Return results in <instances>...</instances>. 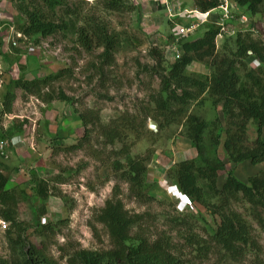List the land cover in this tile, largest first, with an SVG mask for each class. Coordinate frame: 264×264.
Segmentation results:
<instances>
[{"label":"rangeland","instance_id":"374dc122","mask_svg":"<svg viewBox=\"0 0 264 264\" xmlns=\"http://www.w3.org/2000/svg\"><path fill=\"white\" fill-rule=\"evenodd\" d=\"M102 1L64 0L62 7L49 9L44 0H10L13 7L37 9L47 21L65 23L66 29L45 37L23 36L19 26L25 19L15 9L8 51L0 54V166L7 178L6 189L12 190L15 200L14 225L0 218L6 226L0 230V261L5 264L20 261L17 236L28 243L25 249L30 246L43 249L57 264H65L67 256L75 250L110 249L107 232L96 216L105 201L119 199L129 214L143 215L142 221L131 229L130 237L159 239L185 264H264V233L240 196L230 202L229 211L244 221L256 247H245L233 258L210 240L219 222L218 216L188 203L176 190L173 180L166 176L173 163L194 156V150L184 138L183 120H179V125H162L159 129L155 122L154 131H150L147 124L152 120L148 117L146 126L139 127L141 112L153 109L151 99L158 93V75L164 73L147 56L148 49L155 46L162 51L161 68L164 69L180 54H173L172 60L165 55L168 43L162 41L172 25L156 0H123L129 9L119 12L104 10ZM170 1L183 9H192L191 0ZM65 8L73 14L65 15ZM82 18L103 24L114 39L110 65L102 62L101 48L85 50L77 43L76 32L83 25ZM247 18L255 32L252 36L264 43V11ZM175 22L185 21L175 19ZM202 31L199 29L190 38L199 37ZM226 38L225 33L216 36L217 51L225 43L227 49L232 48V41ZM22 56L24 63L19 64ZM256 67V61L249 60L244 69ZM60 70H64L63 74L51 79L37 96L23 94L14 86L19 78L39 80ZM185 74L205 80L209 69L203 63L193 62L186 67ZM6 93L13 96L7 107L3 103ZM60 95L67 100L56 99ZM200 97L199 104L189 102L185 111L211 119L206 95ZM217 112L220 114L219 109ZM80 113L85 117L89 113L97 115L100 125L119 118H133L137 131L126 127L121 132V142L105 145L97 124H88L87 133H83L77 116ZM245 133L249 144L255 138L251 121ZM83 136L80 148L69 150ZM261 139L264 141V127ZM122 148L130 158L147 159L143 186L153 201L142 204L129 197L128 184L120 176V170L112 166L114 162L124 165L123 157L117 154ZM217 149V158L240 182L246 183L247 177L264 169V162L230 164L221 147ZM215 153L212 151L213 156ZM224 177L225 172H218L217 186ZM35 181L46 184L44 200L35 195ZM212 203L216 204V200Z\"/></svg>","mask_w":264,"mask_h":264},{"label":"trees","instance_id":"16d2710c","mask_svg":"<svg viewBox=\"0 0 264 264\" xmlns=\"http://www.w3.org/2000/svg\"><path fill=\"white\" fill-rule=\"evenodd\" d=\"M44 1L49 9L62 7L64 2ZM228 1L240 8L247 17H255L264 11V0ZM218 2L219 0H191V6L199 12H205L215 8ZM102 7L113 12L129 9L123 0H103ZM14 9L24 16L25 23L19 26L23 36L45 37L66 29L65 23L56 24L45 20L37 9L28 10L20 5H16ZM64 14L72 15L73 11L65 8ZM82 23L76 32L77 43L85 50L101 48L102 62L110 65L115 47L114 39L103 24L87 18H82ZM202 30L199 37L178 41L180 54L166 69L161 68L162 51L155 46L148 49L147 56L164 73L158 75L159 89L157 96L151 99L152 111L141 112L138 124L144 128L149 117L157 123L159 129L162 125H179V120H183L181 126L184 138L194 150L195 156L173 163L167 169L166 176L173 180L176 190L188 203L200 206L207 214L218 216L219 222L211 233L210 240L235 258L243 248L256 247V243L249 236L240 216L229 211V204L240 196L249 206V215L264 233V169L247 177L246 183L240 182L231 170L225 169L215 152L221 146L226 161L233 165L242 162L256 165L264 162V141L261 139L264 127V43L248 30L236 31L226 38L232 41V48L227 49L224 42L217 51L214 39L219 34L218 27L210 23L204 25ZM249 60L256 61L255 69H244ZM193 62L207 66L209 74L205 80L185 74L186 67ZM63 72L64 70H60L39 80L25 81L19 78L14 86L23 94L37 96L43 86ZM202 95H206L205 99L209 102L211 119L185 111L189 102L199 104ZM3 98L7 107L13 96L6 93ZM56 99L67 100L63 95ZM216 108H219L220 114ZM77 116L84 134L87 133L88 124H97L99 137L105 145L121 142L126 127L137 131L133 118H119L108 125H100L95 114L85 117L80 113ZM249 121L254 125L255 138L247 144L245 131ZM83 138L84 136L68 147L69 150L79 149ZM210 150L211 153L208 152ZM117 154L123 157L124 165L114 162L112 166L120 170V176L128 184L129 197L142 204L153 201L144 192L143 186L146 183L147 159L130 158L125 148L120 149ZM221 171L225 172V177L217 186V174ZM6 184L4 168L0 166V218L14 225L12 208L15 200L12 190L6 189ZM34 188L36 197L44 200L47 194L45 182L35 181ZM213 200H216V204L212 203ZM142 219V214H129L119 199L105 201L96 221L106 230L111 248L104 251L75 250L67 256L65 264H185L175 258L161 240H148L142 235H134L133 238L129 236L131 229ZM7 234L10 235L8 231ZM9 240L14 242L13 239ZM16 240L17 257L20 259L16 264H57L45 255L43 249L31 246L25 249L29 246L28 243L20 241L18 236ZM0 264L5 263L0 261Z\"/></svg>","mask_w":264,"mask_h":264},{"label":"built area","instance_id":"2783aa9c","mask_svg":"<svg viewBox=\"0 0 264 264\" xmlns=\"http://www.w3.org/2000/svg\"><path fill=\"white\" fill-rule=\"evenodd\" d=\"M160 2L159 4L156 0L157 6L163 11L167 22L172 25L162 41L168 43L165 47V55L170 56L171 60L173 54H179L176 50L178 41L190 37L194 32L203 29L206 24L211 23L218 27L219 34L217 36L224 33L230 36L236 31L246 30L252 34L255 33L247 16L228 0H219L215 8L205 12H199L193 8L191 10L183 9L176 4H172L170 0H160ZM15 16V9L10 0H0V54H5L8 51ZM175 19L186 20V23L178 24ZM247 54L250 53L247 52ZM24 58V56L20 58L19 64L24 63ZM5 228V223L0 221V230Z\"/></svg>","mask_w":264,"mask_h":264},{"label":"water","instance_id":"95a60500","mask_svg":"<svg viewBox=\"0 0 264 264\" xmlns=\"http://www.w3.org/2000/svg\"><path fill=\"white\" fill-rule=\"evenodd\" d=\"M155 127H156L155 122H153V121H149V122H148V124H147V128H148L150 131H154Z\"/></svg>","mask_w":264,"mask_h":264},{"label":"crops","instance_id":"0c3cea01","mask_svg":"<svg viewBox=\"0 0 264 264\" xmlns=\"http://www.w3.org/2000/svg\"><path fill=\"white\" fill-rule=\"evenodd\" d=\"M160 10H161V9H160ZM161 12L163 13V11H161ZM183 21H185V22H183V23H186V20H183ZM218 109H219V108H216V111H218ZM188 144H189V143H188ZM189 146H190V145H189ZM219 147H221V146H219ZM190 148H191V147H190ZM217 150H218V149H217ZM190 154H191V153H190ZM192 155L195 156V153H194L193 151H192ZM194 156H193V157H194ZM193 157H192V158H193ZM183 160H184V159H183ZM179 161H182V160H179ZM179 161H177V162H179ZM172 163H173V162H172ZM257 172H258V170H257L255 173H257ZM220 184H221V183H220Z\"/></svg>","mask_w":264,"mask_h":264}]
</instances>
